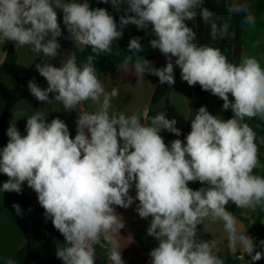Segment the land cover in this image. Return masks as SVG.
Instances as JSON below:
<instances>
[{
  "label": "clouds",
  "instance_id": "1",
  "mask_svg": "<svg viewBox=\"0 0 264 264\" xmlns=\"http://www.w3.org/2000/svg\"><path fill=\"white\" fill-rule=\"evenodd\" d=\"M111 4L117 11L127 6L119 24L106 8H93L88 0H0V44L11 41L18 50L31 46L34 53L56 57L57 38L62 36L56 9L62 10L74 44L91 46L97 54L109 52L130 24L139 30L151 28L155 38L149 44L168 62L155 68L146 59H137L132 64L136 74L147 72L157 76L160 84L174 85L175 57L182 80L222 99L223 109H231L233 118L223 120L201 106L191 120L186 143L175 139L169 147L160 131L180 136L181 130L165 113L151 118L150 124L145 123L146 115L144 119L110 115L119 89L106 91L97 79L92 56L82 68L74 55L60 67L36 64L48 84L42 89L28 82L38 101L55 100L67 112L90 100L99 110L77 117L74 138L63 120L57 117L48 122L39 110L27 116L26 135L12 122L8 143L0 150V173L8 177L0 190L19 194L27 182L37 193L45 215L64 237L56 252L63 264H95L93 245L101 241L111 245V264H124L114 237L125 224L114 206L127 209L134 203L129 195L133 184L139 201L136 211L142 219L151 217L147 232L159 242L149 253L151 264H225L214 252V240L197 239V225L208 217L224 222L229 249L240 243L252 262L259 261L264 252L254 253L252 239L237 233V218L226 205L231 201L240 209L264 210V175L254 173L264 164L255 132L248 123H241L245 117L264 121V67L254 56L243 57L237 65L219 47L195 42L196 32L186 21L198 15L210 26L213 40L227 38L231 27L203 7L204 0H111ZM244 8V23L254 28L256 17ZM258 46L259 41L252 45ZM128 49L133 55L142 52L140 37L131 38ZM50 93L55 94L52 99ZM196 181L204 186L193 190L188 185ZM13 208L20 214L18 204Z\"/></svg>",
  "mask_w": 264,
  "mask_h": 264
},
{
  "label": "crops",
  "instance_id": "2",
  "mask_svg": "<svg viewBox=\"0 0 264 264\" xmlns=\"http://www.w3.org/2000/svg\"><path fill=\"white\" fill-rule=\"evenodd\" d=\"M65 2H70V0H65ZM76 2L83 3L84 0H76ZM88 2L93 8H106L118 24L120 16L125 15L127 7L122 5L117 11L112 6L111 0L108 3H102L101 0H88ZM245 5L247 12L253 13L256 17L254 28H250L244 23ZM203 7L222 17L231 27L227 38L213 40L209 34L210 26L204 24L198 15L194 21H186V24L196 32L195 42L197 44L219 47L230 62L237 59L238 64L243 57L254 56L264 67V0H204ZM56 11L62 31V36L57 38L60 44L58 55L54 58L45 57L42 53H34L31 46L17 50L16 69L21 79L27 83L34 81L40 88L46 89L48 87L47 81L37 71L36 64L51 63L55 67H60L70 56L74 55L77 67L82 68L88 57L92 56L97 79L104 85L106 91L110 92L113 87L119 89V97L112 100V108L109 109L110 115H138L144 119L152 103L159 78L147 72L144 75H137L132 64L137 59H146L151 62L152 67L162 68L168 62L159 49L150 46L149 41L152 37L149 30H139L135 25L130 24L122 29V37L113 42L109 52L97 54L91 46L78 48L74 44L70 39V33L63 24L62 10L56 9ZM128 14L132 15V13ZM134 37H140L143 48V51L138 55H133L128 49L129 41ZM257 41H259V46L253 48V43ZM10 43L11 41H6L4 44H0V65L6 57ZM175 59V57L172 58L175 84L171 85L169 107L163 113L167 119L177 121L176 127L181 128L182 133L180 136H176L167 130L162 129L160 131L159 134L169 147L175 139H181L186 143L185 138L191 131V120L194 119L201 106H206L207 110L214 116L223 120L230 119L225 115L226 110L223 109V105L217 107L212 113V104L220 98L212 95L209 91L202 90L199 84L189 86L186 81H183L181 70L175 65ZM54 95V93H50L49 98L52 99ZM37 110L45 114L48 122L57 117L63 120L68 126L70 136L74 138L77 117L83 112L95 113L99 110V105L88 100L78 105L76 110L66 112L63 105L55 100L44 103L31 95L17 102L10 111L4 126L6 143L9 140L7 129L10 124L15 122L20 133L26 135L27 116L35 114ZM241 123H248L253 129L256 134V143L260 148L261 141L264 139V121L258 118L245 117ZM256 170L254 169V173ZM7 180V175L0 173V189ZM188 186L197 190L204 185L196 181L190 182ZM28 189L27 182H25L22 185V192L19 194L0 190V264H7V261L12 260L16 252L34 236L42 223L41 209L27 193ZM129 195L134 198V203L129 208L114 206L116 214L122 217L125 224V227L120 230L119 234L115 235L114 239L119 244L124 264H151V257L146 246L153 245L155 248L159 242L155 240L154 244L146 243L148 223L151 221V217L147 219L139 217L136 211L139 201L135 200L134 184ZM13 204L20 206V214H17ZM226 209L237 218V233H245L252 239V243L255 245L254 253L255 251L264 252V244H261L262 240L255 233L256 220L252 216V211L237 208L231 201L226 205ZM262 222L264 224V218ZM197 239L202 241L214 240L216 243L214 252L222 259H234L247 255L240 243H237L235 248L229 249V234L225 230L224 222L219 219L213 221L211 217H208L204 219L202 224L197 225ZM41 243H39V249H41ZM93 247L95 248V264H111L108 258L111 249L109 243L101 241L94 244ZM31 264H63V261L57 258L56 253L43 254ZM242 264H264V258L252 262L251 256H249V259Z\"/></svg>",
  "mask_w": 264,
  "mask_h": 264
},
{
  "label": "trees",
  "instance_id": "3",
  "mask_svg": "<svg viewBox=\"0 0 264 264\" xmlns=\"http://www.w3.org/2000/svg\"><path fill=\"white\" fill-rule=\"evenodd\" d=\"M148 30L151 35V28ZM151 37L152 39L155 38L153 35H151ZM16 56L17 48L13 42H11L6 57L0 65V150L7 145L4 137V126L10 111L17 102L32 95L28 89V83L21 79L16 69ZM231 62L238 65L237 59H234ZM170 88L171 85H168L167 83H158L152 103L146 114V123L150 124L151 118L168 109ZM229 99L233 100L231 94H229ZM223 103L224 101L222 99L214 102L211 107L212 113H214L217 107L223 105ZM225 115L228 118H233L234 114L231 109H228L226 110ZM259 159L261 164H264V144L259 148ZM256 174L264 175V169H257ZM252 216L256 220L255 233L259 239L264 241V224L262 222L264 218V210L257 208L255 211H252ZM42 225L43 220L34 236L16 252L12 259L15 261V264H31L43 254L51 255L56 253L57 248L65 243L63 235L53 226L50 217L47 227V237L42 242ZM39 243H41V249H39ZM146 248L150 253L153 249V245L146 246ZM223 259L225 264H242L249 259V256L245 255L240 258Z\"/></svg>",
  "mask_w": 264,
  "mask_h": 264
},
{
  "label": "water",
  "instance_id": "4",
  "mask_svg": "<svg viewBox=\"0 0 264 264\" xmlns=\"http://www.w3.org/2000/svg\"><path fill=\"white\" fill-rule=\"evenodd\" d=\"M77 47L78 48H82L80 46H77ZM237 56H238V54H237ZM27 193L33 198V200L38 204V206L41 209L42 219H43V225H42V228H41V232L43 234L42 239L45 240L46 237H47V227H48L49 217H47L45 215V210L39 204L38 198H37V193L33 189H31V188L28 189ZM150 223H151V221H149V223H148L149 227H150ZM155 240H156V238L154 236L147 235V237H146V243L147 244H154L155 243Z\"/></svg>",
  "mask_w": 264,
  "mask_h": 264
},
{
  "label": "built area",
  "instance_id": "5",
  "mask_svg": "<svg viewBox=\"0 0 264 264\" xmlns=\"http://www.w3.org/2000/svg\"><path fill=\"white\" fill-rule=\"evenodd\" d=\"M180 130H181V133H182V129L181 128H179Z\"/></svg>",
  "mask_w": 264,
  "mask_h": 264
}]
</instances>
